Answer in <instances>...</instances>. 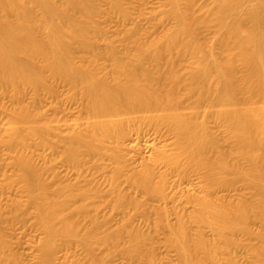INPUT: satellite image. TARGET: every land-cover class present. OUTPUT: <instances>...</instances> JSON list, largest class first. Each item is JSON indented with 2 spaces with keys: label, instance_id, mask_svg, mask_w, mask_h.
Segmentation results:
<instances>
[{
  "label": "bare ground",
  "instance_id": "6f19581e",
  "mask_svg": "<svg viewBox=\"0 0 264 264\" xmlns=\"http://www.w3.org/2000/svg\"><path fill=\"white\" fill-rule=\"evenodd\" d=\"M109 7L121 20L130 19L123 0H109ZM99 12L97 0H0V86L15 100L2 142L14 153L17 179L27 195V203H13L11 217L0 207V264H12L5 223H25L30 205L43 232L40 264H66L55 255L60 238L81 245L92 264H98L100 259L92 255L94 243L99 240L109 246L125 230L131 236L127 253L146 254L148 236L134 224L130 229L132 215L115 230L104 228L102 235L101 221L94 215L95 198L104 194L118 208L142 209L141 200L119 185L124 170L136 194L156 196L159 201L170 196L165 192L170 173L183 180L190 171L203 173L204 195H187V200L197 201V214L192 217L212 228L214 238L200 230L193 235L184 215L175 223L167 221L171 242L186 264H223L220 254L229 264H240L234 253L242 243L239 232L252 241L247 243L253 255L249 264H264V0H168L163 15L175 24L151 39L140 33L137 24L124 29L123 55L105 39L97 23ZM203 26L215 27L210 43L199 37ZM100 39H105L102 48ZM217 48L223 56L215 55ZM77 50L89 55L76 59ZM99 57L108 64L97 63ZM187 57L190 63L183 65ZM54 82L68 85V97L79 98L88 114L83 123H69L74 130L61 138L64 158L81 170L83 155L108 153L114 172L105 178L104 191L96 183L88 189L75 183L51 189L48 161L43 159L41 164L34 158L32 146L53 148L60 139H55L54 126L44 119L43 111L33 108L41 91L53 96ZM183 99H193L195 107L183 110ZM202 104L210 107L200 109ZM207 114L225 128L230 149L209 128ZM148 124L171 131L177 151L136 168L116 150L131 132H140ZM82 128L89 131L87 136ZM94 165L104 167L100 158ZM239 181L248 194L227 201L212 194ZM253 219L260 220L263 232L250 227Z\"/></svg>",
  "mask_w": 264,
  "mask_h": 264
},
{
  "label": "rangeland",
  "instance_id": "374dc122",
  "mask_svg": "<svg viewBox=\"0 0 264 264\" xmlns=\"http://www.w3.org/2000/svg\"><path fill=\"white\" fill-rule=\"evenodd\" d=\"M195 1L197 2L198 0ZM97 3L100 6L97 23L104 30L105 39L115 44L119 55H123L125 51L121 36V32L124 29L137 24L140 27V33L144 34L147 39H151L161 33L163 29L175 24L173 18L168 19V17H164L163 15L164 11L168 9V0H123L124 6L131 13L130 19L126 21L121 20L110 11L109 0H97ZM196 8H198V3H196ZM214 36V26H203L200 29L199 37L204 42L210 43ZM105 39L99 40L101 48L105 45ZM214 53L218 56L224 55V52L219 48H217ZM87 54L77 50L74 55L76 59H81L87 57ZM97 58V63L99 62L104 65L108 64L104 58ZM189 63L190 58L186 59L183 65H188ZM109 69V71L112 72V69ZM55 84L56 94L54 93L55 95L53 94L52 96V94H48V92L46 93L44 90V92L41 91V95L39 94V102L35 103L36 106L34 105V107H32L34 109L37 107L39 111H43L42 113H44L45 117L43 118L54 126L52 131L56 134V138H54L60 139H57V145L53 148L37 145L32 146L31 150L34 158H36V162L38 161L41 164H43L42 162L44 160L46 162L48 161L47 165L50 170L47 171L46 178L51 189L74 183L78 187L88 189L96 183L103 188L104 191V189L107 188L105 178L114 172V162L108 153L96 157L83 155V163L80 166L81 170H77L71 166L64 158L63 141H61V138L66 134H71L74 130L69 123L74 121L83 123L88 118V114L84 108L81 107L79 98L71 99V97H68V85L57 82ZM29 93L30 94L28 96L26 95L27 98L25 99V101L28 102L32 99V93ZM179 94L182 96L184 90H180ZM12 95L13 94H11L10 91L8 92V90L3 91L2 86H0V207H2L5 214H8L6 217H11L15 202H20L21 204L27 203L26 192L17 179L19 170L13 165L14 153L2 142V136L5 135V130L10 123L12 109L14 107L13 104L15 100ZM183 100L181 104L183 110L191 111L195 107L193 99ZM254 101L257 102V98ZM209 107L208 104H202L199 108L205 109ZM199 117L201 118L203 116L200 115ZM204 118L209 128L217 134L221 144L227 149H230L231 141L226 135L225 128L216 121L215 116L207 114ZM82 129L84 135L87 136L89 131L85 128ZM107 145L113 148L111 143H107ZM116 151L124 158L127 164L139 168L141 164L152 165L154 158L162 154L173 156L177 148L174 143V134L171 131L165 127L157 128L148 124L145 125L140 132H131ZM96 158H100L104 166L103 168H95L94 160ZM164 168V166H160L161 170ZM126 174L127 170H124L119 177V185L121 188L124 187L127 192H132L134 196L141 200L142 209L135 212L131 207L130 209H132V211H130L129 208H118L116 205L113 206V203H110L111 197L106 199L105 194L102 193L104 194L103 198L100 196V198H95L97 204L96 209H94L96 210L94 211V215L101 221V229L98 231L99 234L102 235L105 232L104 228H106V230L108 229V232L115 230L121 223L123 224V222L128 219V216L132 215L131 218H133V220L130 219L131 224L129 223V226L134 224L133 226L147 234L149 248L147 247L148 251L146 249V254L144 251L143 256H130L127 253V247L130 245L131 236L129 231L125 230L122 232L121 238H118L119 242L116 240L114 243L111 242L109 246L102 244L99 240L94 243L92 255L98 261L100 259L98 264H186L182 261L176 248L173 246L170 239V231L167 226L168 220L170 223H175L181 215L187 218L189 229L193 235L200 230L209 239L214 238L215 234L212 228L202 221L196 220V217H192L194 214H197L198 210V204L194 198H199L204 195L205 178L202 172L190 171L189 175L184 180L181 179L176 172L175 174L171 175L170 173V175H167L165 192L170 196H167L168 198L165 199L166 201H159L156 196L144 198L142 195L136 194L127 181ZM215 191L216 194H212L215 195L216 198L220 196L221 199V197H223V201H225V198L226 201L227 199L233 200L244 193H249L247 187L240 181L232 186L220 187L217 190L215 189ZM187 195H191L194 198L190 197L192 200H187ZM106 202L108 204H106ZM27 214L28 217L25 223L19 221L13 223L14 221L9 222V220H7L9 225L7 223H5L6 225L2 224L3 229L6 227V237H8V241L11 245L10 252L12 251L13 256L10 254L12 259L10 262L12 264L41 263L39 258V241L43 237V232L35 224V210L31 205L28 207ZM105 218L107 221H105ZM262 225L260 220L258 221L256 219L251 221L250 227L256 230L261 229L260 231L263 232L264 225L263 227ZM133 226L129 228L134 229ZM103 229L104 232L101 233ZM236 235L239 242L243 243V246L242 243H240L241 246L239 245L240 247L235 248L234 253L238 257L240 264H242V262L244 264H249L253 260V255L247 248L248 245L251 244L250 242H252L251 238L249 239L244 232H239ZM63 239L60 238L58 240V242H60L55 252L59 262H64L66 264L94 263V261L92 262V260L89 259L90 256L81 245L78 243H66ZM255 242L256 241L253 240V243ZM149 250L151 253L148 254V252H150ZM220 257L224 259L223 264H229L225 259V254H220Z\"/></svg>",
  "mask_w": 264,
  "mask_h": 264
}]
</instances>
